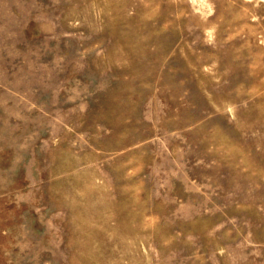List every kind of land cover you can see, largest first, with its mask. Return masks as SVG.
I'll use <instances>...</instances> for the list:
<instances>
[{"label": "rangeland", "instance_id": "obj_1", "mask_svg": "<svg viewBox=\"0 0 264 264\" xmlns=\"http://www.w3.org/2000/svg\"><path fill=\"white\" fill-rule=\"evenodd\" d=\"M0 264H264V0H0Z\"/></svg>", "mask_w": 264, "mask_h": 264}]
</instances>
